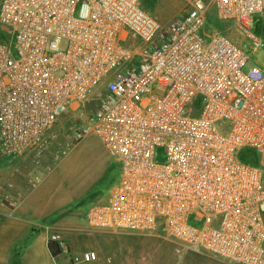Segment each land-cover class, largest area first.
I'll return each instance as SVG.
<instances>
[{
  "label": "built area",
  "instance_id": "2783aa9c",
  "mask_svg": "<svg viewBox=\"0 0 264 264\" xmlns=\"http://www.w3.org/2000/svg\"><path fill=\"white\" fill-rule=\"evenodd\" d=\"M143 1L0 0V158L32 160L36 189L58 136H95L121 173L89 207L90 229L161 228L173 260L264 264V72H245L224 32H204L211 7L253 39L264 0H192L165 26Z\"/></svg>",
  "mask_w": 264,
  "mask_h": 264
},
{
  "label": "rangeland",
  "instance_id": "374dc122",
  "mask_svg": "<svg viewBox=\"0 0 264 264\" xmlns=\"http://www.w3.org/2000/svg\"><path fill=\"white\" fill-rule=\"evenodd\" d=\"M191 2L192 0H144L142 5L165 26L171 19L186 11ZM249 29L253 39L233 23L218 20L211 7L208 10L205 34L209 36L214 30L224 32L248 55L244 71L259 65L264 72V14L254 16ZM50 149L51 160H42L40 173L43 177L50 174L51 179L55 178L58 192L68 200L64 208L68 213L65 215L75 220L73 226L76 230H60L59 233L61 232L60 240L74 254L79 255L85 249L95 253L98 250V257L99 254L101 257L103 255L101 264H229L203 253H187L182 258L173 260V244L161 228L145 234L90 229L85 222V215L93 203L105 201L117 185L120 165L92 135L77 145L69 146L64 134H61ZM156 159L163 162V149L157 150ZM9 162L7 157L0 158V165ZM55 231L52 233H58V230ZM67 256V259H71L73 253ZM59 259L63 260L62 257Z\"/></svg>",
  "mask_w": 264,
  "mask_h": 264
},
{
  "label": "crops",
  "instance_id": "0c3cea01",
  "mask_svg": "<svg viewBox=\"0 0 264 264\" xmlns=\"http://www.w3.org/2000/svg\"><path fill=\"white\" fill-rule=\"evenodd\" d=\"M8 159L9 164L0 165V186L4 187L0 190V264H70L63 250L52 257L47 248L52 236L61 238L60 230H76L75 220L65 215L68 200L58 192L56 179L47 174L36 189H31L32 160ZM55 230L58 233H52ZM89 250L82 253L93 252ZM68 251L76 255L72 249ZM97 253L94 261L84 264H101L103 255L98 257Z\"/></svg>",
  "mask_w": 264,
  "mask_h": 264
},
{
  "label": "trees",
  "instance_id": "16d2710c",
  "mask_svg": "<svg viewBox=\"0 0 264 264\" xmlns=\"http://www.w3.org/2000/svg\"><path fill=\"white\" fill-rule=\"evenodd\" d=\"M241 159L245 162H254L256 160L255 155L250 151H244L241 154ZM47 248L52 257H57L62 253V249L55 240L49 239L47 242Z\"/></svg>",
  "mask_w": 264,
  "mask_h": 264
}]
</instances>
